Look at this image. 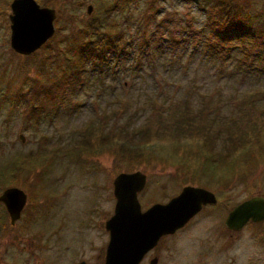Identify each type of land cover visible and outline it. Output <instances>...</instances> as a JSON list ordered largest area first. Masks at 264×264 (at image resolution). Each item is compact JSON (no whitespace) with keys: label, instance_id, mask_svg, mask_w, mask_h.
<instances>
[{"label":"rangeland","instance_id":"rangeland-1","mask_svg":"<svg viewBox=\"0 0 264 264\" xmlns=\"http://www.w3.org/2000/svg\"><path fill=\"white\" fill-rule=\"evenodd\" d=\"M36 1L56 10L58 32L24 55L10 45L12 0H0V194L10 186L28 194L16 226L9 225L0 202L1 264H104L109 241L105 223L116 205L113 180L120 172L137 170L146 174L139 193L142 210L166 203L186 185L217 195L216 203L174 233L162 235L142 264H150L153 256L158 264H264V220L239 231L225 225L235 205L251 196L264 197V43L254 60L243 59L240 39L229 51L210 52L204 45L212 30L208 18L211 22L225 0ZM231 1L227 8L234 4L249 16L253 34H246L244 42L253 45L256 28L264 22V0ZM89 22L122 28L121 52L109 61L88 63L84 83L65 87L52 101L53 80L61 77L60 67L69 58L67 45L65 52L60 48L62 40ZM224 54L229 57L221 64L218 56ZM35 101L45 106L32 113ZM192 102L218 108L217 121L235 115L244 133H253L250 143L240 146L234 160L225 159L218 172H192V149L172 143V122L167 126L162 118L168 104L166 114L176 118ZM244 104H254L248 108L250 118L238 115ZM145 125L152 131L143 136L147 143L131 152H120L119 146L116 152L113 147L82 153L71 149L85 135L97 148L111 131L134 133ZM228 136L223 128L215 144L219 155L230 148Z\"/></svg>","mask_w":264,"mask_h":264},{"label":"trees","instance_id":"trees-1","mask_svg":"<svg viewBox=\"0 0 264 264\" xmlns=\"http://www.w3.org/2000/svg\"><path fill=\"white\" fill-rule=\"evenodd\" d=\"M116 2L118 5V1ZM224 2L225 6L220 7L218 12L211 16V22L208 18V24L212 27V30L210 29L208 37H205L204 45L210 49L211 53L216 50L226 52L232 42L235 44L237 43L235 39H240L242 46L245 47L246 44L244 42V37L246 34H253L252 31H248L250 26V24L247 23L249 16L245 17L246 13L242 12V7L236 8L233 4L232 7L229 5L227 8V5L232 1L225 0ZM156 11L157 10H153L154 13ZM104 26L108 27L105 24ZM104 26H100V24L93 22L82 23L79 29L76 28V30H71L69 34L64 36L65 38H63L62 41L65 45L63 47H58L65 52V46L67 45V53L65 52V54L66 57L68 56L69 58H67L64 64H62L63 66L60 67L61 77L54 76V90L48 93L52 101L56 95L60 94L59 92L64 93V89L77 88L84 83L85 80L83 74L88 63L106 62L114 55L121 52V49L118 50V46H120V41L123 40L125 34L122 28L106 29ZM56 32H58V30H56ZM256 34V41L253 45L248 46L246 54L242 56L243 59H245L246 56L250 57L247 54L252 55L253 58L256 52L259 53L257 47L261 43H264V22H260V25L256 28ZM58 47L56 48L57 51H59ZM236 48L240 49L239 45ZM231 49L232 48L230 47V50ZM51 51L52 50L49 52L51 53ZM52 54L56 55V57L61 55L59 52H54ZM64 57L65 55L63 56V59H65ZM255 62L257 63V61ZM261 66H263V63H261ZM43 84L45 83L43 82L42 85ZM40 90L41 93L44 91L43 94L45 95V89L40 88ZM194 102L189 104L186 111H184V106L183 110L179 113L180 116L177 115L176 118H173L172 113L169 115V112H167L166 114V111H169L170 109V104H168L167 110L163 112L162 118H166L164 122L167 126L168 121L172 122L171 127L173 129H168L172 143L183 144L193 150L190 152L191 157L193 156L194 159L191 168L192 172L200 173L202 170L209 171L210 169L214 172H218L220 168H222L225 159L229 158L228 161L234 160L238 156L237 153H241L242 148H240V146L243 145L244 147L250 143L253 133L252 131L244 133V130L240 127L241 123L237 122L235 115L227 116L224 122L217 121L218 108L206 102L197 107L193 106ZM244 105L247 106L246 104ZM253 105L244 107V110H242L241 113H238V115L243 118H250L252 114L249 112L248 108L253 107ZM44 106L45 105H43L42 101H35V103L31 104L32 113L42 111ZM171 111H173V114L177 112L175 109L170 110V112ZM177 126L181 128V131L179 128L177 131H174ZM223 128L229 133V143L227 145L230 148L229 150L221 151L219 155L215 149V144L223 134ZM148 130L149 128L145 125L136 129V132L134 133H130L127 128H125L124 131L120 129L111 131L110 134L106 135V139L103 138V142L106 144L103 142H97V148H93L94 146H91V143L89 144V135H85L82 136V144H80V146L76 144L71 149L82 153L84 150H87V152L93 150L99 152L102 149L105 150L113 147L110 149L113 152H116L119 146L120 152H122L123 149V153L131 152L137 148V145L147 143V140L143 139V136H145L146 132H152L151 130ZM108 142L110 143V146H107ZM232 148L238 149L231 153L230 149ZM14 184H16V182H14ZM22 186L28 190L27 185Z\"/></svg>","mask_w":264,"mask_h":264},{"label":"water","instance_id":"water-1","mask_svg":"<svg viewBox=\"0 0 264 264\" xmlns=\"http://www.w3.org/2000/svg\"><path fill=\"white\" fill-rule=\"evenodd\" d=\"M10 6V45L16 52L30 54L54 35L57 14L54 8L40 6L36 0H12ZM91 9V6L87 8L88 14ZM113 185L116 205L113 215L105 223L109 241L104 264H139L162 235L174 233L184 226L203 205L216 203L213 191L186 185L166 203L156 202L142 210L138 194L146 185L144 172H120ZM27 199V192L18 186L7 187L0 194L12 224L20 218ZM262 220L264 197L256 195L235 205L225 223L233 230H240L248 221Z\"/></svg>","mask_w":264,"mask_h":264},{"label":"flooded vegetation","instance_id":"flooded-vegetation-1","mask_svg":"<svg viewBox=\"0 0 264 264\" xmlns=\"http://www.w3.org/2000/svg\"><path fill=\"white\" fill-rule=\"evenodd\" d=\"M0 202H1V201H0ZM1 203H2V202H1ZM2 204H3V203H2ZM3 205H4V204H3ZM207 205H209V204H207ZM207 205H203L202 208L206 207ZM4 207H5V209H6V206H5V205H4ZM202 208H201V210H202ZM201 210H199L196 214H198ZM6 212H7V216H8V218H9V225H11V226H16V223L18 222V220L16 221L15 224H12L11 221H10V216H9V214H8L7 209H6ZM228 213H229V212H228ZM196 214H195V215H196ZM227 215H228V214H227ZM225 219H226V218H225ZM250 222H251V223H256V222H254V221H248L245 225H247V224L250 223ZM258 222H261V221H258ZM263 222H264V221H263ZM225 225H226V223H225ZM245 225H244V226H245ZM226 226H227V225H226ZM244 226H243V227H244ZM227 227H228V226H227ZM243 227H242V228H243ZM228 228H229V227H228ZM242 228H241V229H242ZM229 229H231V228H229ZM229 229H228V230H229ZM231 230H233V229H231ZM233 231H239V230H233ZM159 240H160V239H159ZM159 240H158L157 244L160 242ZM157 244H156V245H157ZM156 245H155V246H156ZM155 246H154L152 249H154ZM152 249H150L148 252H150ZM148 252H147V253H148ZM224 252H225V251H224ZM147 253H146V254H147ZM148 255H149V253H148L147 255H145V256L142 258V260L140 261L139 264H142V261L144 260L145 257L147 258ZM199 257L202 258V256H199ZM152 261H155L153 264H158L159 259H158L157 256H153V257L150 259V261H149L150 264H152ZM1 263H2V258H1V256H0V264H1Z\"/></svg>","mask_w":264,"mask_h":264},{"label":"bare ground","instance_id":"bare-ground-1","mask_svg":"<svg viewBox=\"0 0 264 264\" xmlns=\"http://www.w3.org/2000/svg\"><path fill=\"white\" fill-rule=\"evenodd\" d=\"M117 3V2H116ZM116 6H117V4H116ZM249 45H252V43L250 44H247L245 47H244V49L245 50H247L248 49V46ZM236 50V49H235ZM235 50H232V51H235ZM259 53L258 52H256V54H254V57L252 58V55H250V54H247V55H249L251 58H252V60H254L255 59V57H256V55H258ZM219 57V63H223V61L227 58V57H229V55L228 54H224V55H220V56H218ZM255 64V63H254Z\"/></svg>","mask_w":264,"mask_h":264}]
</instances>
